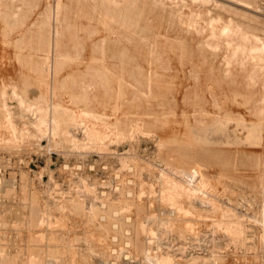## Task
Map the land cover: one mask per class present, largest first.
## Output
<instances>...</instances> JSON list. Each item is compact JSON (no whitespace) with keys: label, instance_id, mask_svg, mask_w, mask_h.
I'll return each instance as SVG.
<instances>
[{"label":"rangeland","instance_id":"1","mask_svg":"<svg viewBox=\"0 0 264 264\" xmlns=\"http://www.w3.org/2000/svg\"><path fill=\"white\" fill-rule=\"evenodd\" d=\"M0 264H264V0H0Z\"/></svg>","mask_w":264,"mask_h":264},{"label":"bare ground","instance_id":"2","mask_svg":"<svg viewBox=\"0 0 264 264\" xmlns=\"http://www.w3.org/2000/svg\"><path fill=\"white\" fill-rule=\"evenodd\" d=\"M33 5V4H32ZM61 7V6H60ZM214 16V15H213ZM220 17V16H219ZM218 19V18H217ZM219 20H221L220 18H219ZM224 20V19H223ZM235 22V21H234ZM227 23V22H226ZM236 24H238L237 22H236ZM236 24H234V25H236ZM226 25V24H225ZM240 26H241V24H240ZM239 26V27H240ZM242 27V26H241ZM243 28V27H242ZM244 29V28H243ZM246 34V33H245ZM250 37V36H249ZM246 38V37H245ZM253 41V40H252ZM258 42V41H257ZM213 44V43H212ZM260 46V45H259ZM262 50V49H261ZM228 64V63H227ZM225 66H226V64H225ZM228 67V66H227ZM193 69V68H192ZM227 74V73H226ZM225 74V75H226ZM12 95V94H11ZM94 126H96V125H94ZM89 148V147H88ZM183 174V173H182ZM189 177V176H188ZM116 188V187H115ZM100 193H102V192H100ZM173 197V196H172ZM99 205V204H98ZM108 210V209H107ZM163 212V211H162ZM126 257V256H125Z\"/></svg>","mask_w":264,"mask_h":264}]
</instances>
